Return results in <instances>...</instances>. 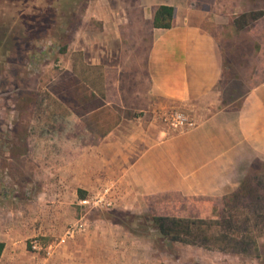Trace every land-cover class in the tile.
<instances>
[{"label":"rangeland","instance_id":"374dc122","mask_svg":"<svg viewBox=\"0 0 264 264\" xmlns=\"http://www.w3.org/2000/svg\"><path fill=\"white\" fill-rule=\"evenodd\" d=\"M15 1L9 0V5L4 1L0 13L26 4L32 5L34 11L27 21L17 17L9 22L14 31L23 34L14 45L5 47L7 41L0 44V238L12 241L15 250L5 252V262L37 264L43 259H54L55 255H60V249L72 250L74 243L68 240L108 223L114 236L106 249L110 256L108 264H264V217L254 229L260 245L258 253H225L197 245L159 241L156 231L138 226L137 219L131 227L134 231L112 222L111 218L127 219L120 213L140 216L151 213L147 198L142 206L126 207L113 193L110 182L86 194L95 195L108 188L110 207L74 204L75 219L66 221L61 234L60 217L54 233H29L30 229L38 227L39 219L32 218L36 212L42 207L52 208L51 212L55 208L51 200L40 203L37 197L46 189L47 185L42 187L45 182L60 180V167H68L82 151L93 146L111 120L129 119L132 129L143 126L146 100L130 99L132 92L128 89L141 87L143 94L148 85L145 69L148 35L138 51L132 50L133 43L122 45L110 41L113 48L106 51L104 24L94 16L95 10L112 9H117L119 17L121 11L122 15L129 16L128 8L137 6L138 0ZM182 3L205 14L204 22L218 35L226 57L220 85L223 97L241 96L250 85L264 80V15L254 21L250 18L243 29L234 25L244 12L264 11V0H182ZM20 23L24 27L19 26ZM141 23L149 24L147 20ZM90 42L94 48L100 44L103 51H90ZM65 43L66 49L62 52L60 47ZM118 49L121 50L118 52ZM105 83L111 87L108 95L103 88ZM156 116L159 120L156 118L155 122L165 125ZM255 168L258 174H264V161L258 160ZM52 187L48 186L51 193L56 191ZM222 197L201 196L186 202L165 198L158 209L161 214L180 216L222 214L226 221L221 227L228 230L232 227L227 219L231 211L225 208ZM178 203L180 208L184 204L181 211ZM258 213L264 215V207L259 208ZM79 221L85 222L84 227L68 234L69 227ZM20 240L23 247L18 244ZM33 240L41 244L40 249L32 248Z\"/></svg>","mask_w":264,"mask_h":264},{"label":"crops","instance_id":"0c3cea01","mask_svg":"<svg viewBox=\"0 0 264 264\" xmlns=\"http://www.w3.org/2000/svg\"><path fill=\"white\" fill-rule=\"evenodd\" d=\"M135 3L137 6L128 8L129 16L121 11L119 17L117 9L110 10L113 13L95 10L94 16L104 24L106 51L113 48L112 42L133 43L132 50L138 51L148 35V85L143 94L141 87L128 89L132 92L130 99L146 100L143 126L132 129L129 119L122 120L126 123L111 120L93 146L82 151L68 167H60V180L45 182L42 187L47 185L46 189L37 197L40 203L51 200L55 208L51 212L52 208L42 207L32 216L39 221L38 227L29 230L31 235L54 233L59 217L61 234L66 221L75 219L72 214L73 205L80 199L78 189L88 194L110 182L113 193L126 207L141 205L148 196L164 194L180 199L224 196L238 188L256 160L264 161V80L250 85L241 96L223 97L220 85L226 57L217 33L204 22L205 14L184 6L182 0ZM161 4L173 7L169 28L152 25L154 9ZM144 20L148 26L141 23ZM89 50L103 51L100 44L94 48L93 42ZM103 88L107 92L111 87L105 83ZM166 108L190 112L195 126L172 129L156 123V112ZM48 186L56 191L51 193ZM107 224L87 229L68 240L74 243L72 250L62 248L54 259L37 264H108L106 249L114 236ZM0 240L5 244L0 264H6L5 252L15 250L12 241ZM18 244L23 247L22 240Z\"/></svg>","mask_w":264,"mask_h":264},{"label":"trees","instance_id":"16d2710c","mask_svg":"<svg viewBox=\"0 0 264 264\" xmlns=\"http://www.w3.org/2000/svg\"><path fill=\"white\" fill-rule=\"evenodd\" d=\"M4 1L9 5V0H0V8ZM28 1L32 2V0ZM14 9L15 10L12 11L11 8H8L0 13V44L7 41L6 45L4 44L5 47L9 44L14 45L22 34L21 31H14L9 22L17 17L18 19L27 21L31 13L34 11L33 6H29L28 4L21 6V8L14 7ZM172 14V6L166 4L156 6L153 12L152 25L160 28L171 27ZM263 15L264 11L259 12L258 14L244 12L240 15L238 20L234 21V25L238 29H243L249 24L248 21L251 19L253 21L257 20ZM19 26L24 27L21 23ZM65 49L66 43L60 47V51L63 52ZM257 161L258 160L251 165L246 175L241 179L238 188L221 198L225 208H229L231 211L230 217L227 219L230 221L229 224L232 225V227L228 230H224V228L221 227L222 223L226 220L222 214L218 213V215L216 214L214 217L203 216L200 214L180 216L176 213H159L158 207L161 206L162 203H165V198H169L170 200H173V202H177L175 199L184 202L193 199H180L171 194L146 197L148 199L146 204L151 213L150 215L146 214L140 216L125 212L119 214L123 217H127L125 221L112 218L111 220L113 223L120 224L125 228H128L130 231H134L135 229L131 227L134 223V219H137L138 226H146L155 230L159 241L162 240L197 245L206 249L222 251L225 253H241L246 255L258 253L260 245L256 239L257 234L254 232V229L258 226L259 220L261 221L264 217L263 214L258 213V209L264 207V187L262 186V183L264 182V174L257 173L258 171L255 168ZM78 196L84 198L86 192L82 189H78ZM180 203H178V205ZM183 207L184 204L181 208L180 205L177 208L178 210H182ZM175 209L176 208L172 209V211L175 212ZM97 211L100 212L99 210H94V212ZM107 219L110 220V218ZM4 246V242L0 240V257Z\"/></svg>","mask_w":264,"mask_h":264},{"label":"built area","instance_id":"2783aa9c","mask_svg":"<svg viewBox=\"0 0 264 264\" xmlns=\"http://www.w3.org/2000/svg\"><path fill=\"white\" fill-rule=\"evenodd\" d=\"M156 114L162 119L163 123L172 129H189L195 126V119L192 117L190 112L182 109H169V110H161ZM107 190L103 189L99 193L91 196H85L84 198L79 199V204L81 205H89L92 208H106L112 205L111 199L107 195ZM85 225V222L79 221L76 224H73L67 230L68 234H73L77 231H80ZM31 246L33 249H40L41 244L37 240H33L31 242Z\"/></svg>","mask_w":264,"mask_h":264}]
</instances>
